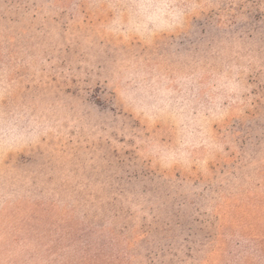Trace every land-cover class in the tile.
Listing matches in <instances>:
<instances>
[{
	"label": "rangeland",
	"instance_id": "rangeland-1",
	"mask_svg": "<svg viewBox=\"0 0 264 264\" xmlns=\"http://www.w3.org/2000/svg\"><path fill=\"white\" fill-rule=\"evenodd\" d=\"M264 0H0V264H261Z\"/></svg>",
	"mask_w": 264,
	"mask_h": 264
},
{
	"label": "trees",
	"instance_id": "trees-1",
	"mask_svg": "<svg viewBox=\"0 0 264 264\" xmlns=\"http://www.w3.org/2000/svg\"><path fill=\"white\" fill-rule=\"evenodd\" d=\"M259 253H261V264H264V237H259L257 240Z\"/></svg>",
	"mask_w": 264,
	"mask_h": 264
}]
</instances>
